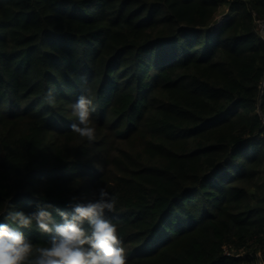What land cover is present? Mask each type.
<instances>
[{"label":"trees","instance_id":"trees-1","mask_svg":"<svg viewBox=\"0 0 264 264\" xmlns=\"http://www.w3.org/2000/svg\"><path fill=\"white\" fill-rule=\"evenodd\" d=\"M258 20L264 0H0V223L45 247L10 206L51 204L59 223L106 188L126 264H257ZM85 82L92 141L70 127Z\"/></svg>","mask_w":264,"mask_h":264},{"label":"clouds","instance_id":"clouds-1","mask_svg":"<svg viewBox=\"0 0 264 264\" xmlns=\"http://www.w3.org/2000/svg\"><path fill=\"white\" fill-rule=\"evenodd\" d=\"M93 97L91 86L82 83L81 95L71 105L77 118L71 130L88 141L95 139V129L89 126L91 114L96 110ZM44 99L49 104L55 103L52 89ZM261 103L264 99L258 98L256 112L264 120ZM73 199L71 213L55 209L62 219L59 223L48 211L53 208L51 204H38L30 214L10 206L6 219L23 228H31L35 222L38 231L47 234L49 240L47 246L36 247L18 228L0 223V264H126L117 225L105 216L106 212L115 211L117 197L101 188L96 199L87 202Z\"/></svg>","mask_w":264,"mask_h":264},{"label":"built area","instance_id":"built-area-1","mask_svg":"<svg viewBox=\"0 0 264 264\" xmlns=\"http://www.w3.org/2000/svg\"><path fill=\"white\" fill-rule=\"evenodd\" d=\"M225 18H220V21L224 20ZM258 25H259V31L260 33L264 36V20H258ZM261 88L263 89L264 88V77L262 79V85H261ZM263 123H264V120H262ZM226 253L229 254L228 251H226ZM259 258H258V261H257V264H264V256H262V254L259 253Z\"/></svg>","mask_w":264,"mask_h":264},{"label":"rangeland","instance_id":"rangeland-1","mask_svg":"<svg viewBox=\"0 0 264 264\" xmlns=\"http://www.w3.org/2000/svg\"><path fill=\"white\" fill-rule=\"evenodd\" d=\"M222 11H223L224 13H223V12H222L223 14H222V13H220V15L218 16V18H222V17H223V15L227 13V7H226V8H225V7H223V8H222ZM259 256H260V255H259V253H258V254H257V257L259 258Z\"/></svg>","mask_w":264,"mask_h":264}]
</instances>
